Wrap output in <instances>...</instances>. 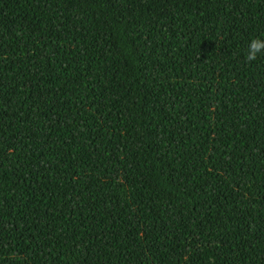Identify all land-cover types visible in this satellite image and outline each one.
I'll return each mask as SVG.
<instances>
[{
  "label": "trees",
  "instance_id": "obj_1",
  "mask_svg": "<svg viewBox=\"0 0 264 264\" xmlns=\"http://www.w3.org/2000/svg\"><path fill=\"white\" fill-rule=\"evenodd\" d=\"M264 0H0V264H264Z\"/></svg>",
  "mask_w": 264,
  "mask_h": 264
},
{
  "label": "clouds",
  "instance_id": "obj_2",
  "mask_svg": "<svg viewBox=\"0 0 264 264\" xmlns=\"http://www.w3.org/2000/svg\"><path fill=\"white\" fill-rule=\"evenodd\" d=\"M262 53H264V39L253 38L248 43L245 59L248 62L254 61L257 59L258 55Z\"/></svg>",
  "mask_w": 264,
  "mask_h": 264
}]
</instances>
